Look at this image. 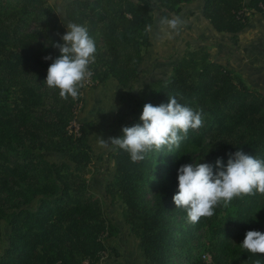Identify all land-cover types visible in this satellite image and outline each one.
Listing matches in <instances>:
<instances>
[{"label":"trees","instance_id":"trees-1","mask_svg":"<svg viewBox=\"0 0 264 264\" xmlns=\"http://www.w3.org/2000/svg\"><path fill=\"white\" fill-rule=\"evenodd\" d=\"M185 1L65 0L62 17L85 25L96 44L90 84L112 76L130 87L151 44L154 9L166 16ZM260 3L264 0H204L202 13L217 30L236 33L252 10L264 13ZM65 32L49 0H0V222L9 224L0 264H96L107 249L105 238L116 230L86 176L93 121L73 124L85 80L78 98L67 100L44 82L52 63L44 57L60 55L52 45L63 43ZM145 87L127 126L141 123L144 104L167 103L169 95L202 110L203 126L189 129L171 152L165 146L138 162L114 146V172L104 189L122 201L124 221L139 240L144 264H178L181 256L189 264H203L188 245L195 244L204 217L188 223L186 211L172 199L178 168L191 163L185 156L192 148L203 150L199 162L213 164L214 172L217 158L226 166L237 150L264 158V93L212 59L204 46L186 49L169 74L149 79ZM49 153L60 160H49ZM218 214L222 221L213 225L209 264H229L234 254L249 264L257 259L264 264V256L230 243L249 230L264 232V194L235 197L227 206L221 202L214 209V217Z\"/></svg>","mask_w":264,"mask_h":264},{"label":"clouds","instance_id":"clouds-1","mask_svg":"<svg viewBox=\"0 0 264 264\" xmlns=\"http://www.w3.org/2000/svg\"><path fill=\"white\" fill-rule=\"evenodd\" d=\"M176 27L179 20L169 21ZM61 36L63 43L52 46L60 55L52 60L47 69L46 82L49 88H58L62 99L78 98L83 81L91 76L90 65L95 61L97 51L94 39L83 24L69 22ZM141 123L122 128V135L101 138L103 146L114 145L129 153L132 162L145 159L153 150L162 152L167 146L179 147L189 129L203 126L202 110L182 105L176 96L169 95L167 103L153 105L146 103L139 117ZM200 161V160H199ZM193 161L178 168V190L173 196L176 208H183L190 224H196L201 217H211L221 202L227 206L235 197L264 194V158L237 150L229 154L226 166L222 158L213 164ZM240 246L252 254L264 256V232L249 230ZM255 264H261L257 259Z\"/></svg>","mask_w":264,"mask_h":264},{"label":"rangeland","instance_id":"rangeland-1","mask_svg":"<svg viewBox=\"0 0 264 264\" xmlns=\"http://www.w3.org/2000/svg\"><path fill=\"white\" fill-rule=\"evenodd\" d=\"M56 7L64 24L69 23L62 17L65 0H49ZM163 17V16H162ZM161 14L154 9L153 23L150 26V34L153 45L146 52L142 69L136 77L135 82L130 87H119L116 83H98L92 86L90 81H85L82 90L84 101L81 108L78 109L77 118L73 122L76 126L79 122L87 119L93 121V130L89 134V142L92 146V162L86 173L89 187L94 191L102 202V206L107 218L116 226L115 233L105 238L107 249L103 256L99 258L96 264H144L143 251L139 245V240L129 229L122 215L123 203L119 198L111 199L105 192L104 186L112 177L114 172V162L111 152L114 145L107 147L100 142L101 138L108 140L109 137H117L123 127L127 126L133 110L137 103L145 94L146 82L154 77H165L172 68L175 61L177 49L172 26L168 17L167 30L162 34L160 29ZM66 26V25H65ZM167 32L169 35H167ZM164 35V38L162 37ZM100 85V86H99ZM117 85V86H116ZM203 156L201 148L191 149L186 153L185 158L191 162H198ZM49 160L59 161L60 157L56 154H47ZM36 204L34 199L31 203ZM222 221V216L204 217L203 226L195 231V244L188 245L193 256H199L203 264H209L211 261V244L213 240V225ZM0 233V255L6 244V232L9 230V224L6 220H1ZM243 237L231 238L230 243L234 249H242L240 244ZM187 246V247H188ZM203 254H209V257H203ZM189 264L190 260L184 257H178L176 263ZM229 264H249L235 257V254L229 259Z\"/></svg>","mask_w":264,"mask_h":264},{"label":"crops","instance_id":"crops-1","mask_svg":"<svg viewBox=\"0 0 264 264\" xmlns=\"http://www.w3.org/2000/svg\"><path fill=\"white\" fill-rule=\"evenodd\" d=\"M203 1H185L180 3L178 10L171 11L163 17L161 15L159 25L162 34L168 28L166 20L168 17L179 20L176 27H172L177 49L175 61L186 49L204 46L212 59L239 73L248 85L257 87L264 93V13L252 10L245 25L236 33L217 30L202 13ZM162 37L164 38V35ZM150 39L151 44L145 50L139 72L146 52L153 45L152 37ZM108 81L121 87L112 76L107 77L102 83ZM128 227L130 229V225Z\"/></svg>","mask_w":264,"mask_h":264},{"label":"built area","instance_id":"built-area-1","mask_svg":"<svg viewBox=\"0 0 264 264\" xmlns=\"http://www.w3.org/2000/svg\"><path fill=\"white\" fill-rule=\"evenodd\" d=\"M260 5H261L262 7H264L263 4L260 3ZM85 81L89 82L90 79H89V78H86ZM102 256H103V255H102ZM102 256H101V257H102ZM203 257H209V254H203Z\"/></svg>","mask_w":264,"mask_h":264}]
</instances>
